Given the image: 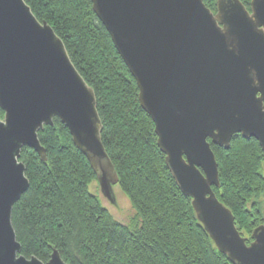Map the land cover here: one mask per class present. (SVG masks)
<instances>
[{
  "label": "water",
  "instance_id": "water-1",
  "mask_svg": "<svg viewBox=\"0 0 264 264\" xmlns=\"http://www.w3.org/2000/svg\"><path fill=\"white\" fill-rule=\"evenodd\" d=\"M139 88L158 145L217 248L235 264H264V221L247 242L217 196L218 161L241 133L264 151V0H92ZM0 264H69L54 248L44 262L22 253L12 222L29 187L24 146L47 160L39 131L58 117L87 157L101 191L119 182L102 139L94 89L54 28L25 0H0Z\"/></svg>",
  "mask_w": 264,
  "mask_h": 264
},
{
  "label": "trees",
  "instance_id": "trees-1",
  "mask_svg": "<svg viewBox=\"0 0 264 264\" xmlns=\"http://www.w3.org/2000/svg\"><path fill=\"white\" fill-rule=\"evenodd\" d=\"M64 41L71 60L94 89L102 139L135 210L123 223L92 192L97 180L87 157L58 117L39 138L47 160L24 146L29 187L14 204L12 222L22 253L50 259L57 248L69 264H235L197 217L158 145L151 115L92 0H25ZM251 10V0H241ZM214 12L217 0H204ZM0 117L4 110L0 108ZM218 161V198L231 208L247 242L264 221V151L259 141L235 134L230 147L209 138Z\"/></svg>",
  "mask_w": 264,
  "mask_h": 264
},
{
  "label": "rangeland",
  "instance_id": "rangeland-1",
  "mask_svg": "<svg viewBox=\"0 0 264 264\" xmlns=\"http://www.w3.org/2000/svg\"><path fill=\"white\" fill-rule=\"evenodd\" d=\"M90 189L101 197L103 204L119 221L128 223L134 217L135 210L132 207L129 198L118 184L113 185L114 201L110 200L103 194L98 179L90 184Z\"/></svg>",
  "mask_w": 264,
  "mask_h": 264
},
{
  "label": "bare ground",
  "instance_id": "bare-ground-1",
  "mask_svg": "<svg viewBox=\"0 0 264 264\" xmlns=\"http://www.w3.org/2000/svg\"><path fill=\"white\" fill-rule=\"evenodd\" d=\"M54 249V248H53ZM51 256V255H50Z\"/></svg>",
  "mask_w": 264,
  "mask_h": 264
}]
</instances>
